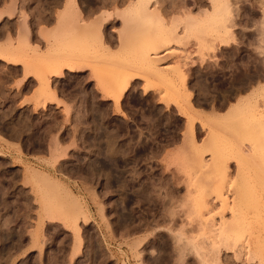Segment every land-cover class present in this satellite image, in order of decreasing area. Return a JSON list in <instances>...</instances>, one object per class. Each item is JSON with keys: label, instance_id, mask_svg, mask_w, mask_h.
<instances>
[{"label": "rangeland", "instance_id": "374dc122", "mask_svg": "<svg viewBox=\"0 0 264 264\" xmlns=\"http://www.w3.org/2000/svg\"><path fill=\"white\" fill-rule=\"evenodd\" d=\"M114 1L77 0L89 19L116 21L106 50L74 57L68 0H0V47L20 60L0 62V264H264V0H230L238 42L214 20L186 30L189 11L212 14L210 0L153 3L167 25L180 21L165 47L154 18L136 27L128 3ZM155 50L161 75L190 56L194 108L178 80L143 70L118 111L104 93L109 74ZM77 56L96 70L70 74ZM54 61L62 76L46 75ZM247 77L252 88L239 90ZM36 173L66 192L38 191Z\"/></svg>", "mask_w": 264, "mask_h": 264}, {"label": "bare ground", "instance_id": "6f19581e", "mask_svg": "<svg viewBox=\"0 0 264 264\" xmlns=\"http://www.w3.org/2000/svg\"><path fill=\"white\" fill-rule=\"evenodd\" d=\"M56 1V0H55ZM94 0H90V2L92 3ZM114 1V0H113ZM156 1V2H155ZM68 2H69V4H70V6H69V8L67 9L68 10V12H67V14H69V26H70V47H71V49H72V53H73V55H74V51H76V50H78V49H87L88 47H91V45H94V46H96L97 48H99V49H102V52H103V50H106L105 49V47L109 44H111V42H112V39H109V37L105 34L107 31H106V29L108 28V25H114V23H115V19H112L113 17H114V15H107V14H104V15H100V17L98 16V18H93L92 20L91 19H89V17H91V15H94V14H91L92 13V11H90L91 13V15L88 17H86V15H84L83 14V11H81V7H80V5L78 4V2H77V0H68ZM96 2V1H95ZM115 2H117V4H118V6H116L115 4H114V7L116 6V7H119V4H125L126 5V3H128V10L129 11H131L132 12V14L133 15H135V17H133V20L132 21H135V22H137V23H135V25H136V27L138 26V25H140V23H141V21H142V19L143 18H154V25H155V28H158V30L160 31L161 30V28L163 29L162 31H164V32H162V39L159 37V39L161 40V43H162V46H161V43H160V40H158V42L159 43H157V45L159 46L160 45V47H165L166 46V44H171V43H174V42H176L177 40L179 41V34H178V26L180 25V21L177 19H174V21H173V23H170L169 24V22H168V25H167V21H166V19L165 18H163V14H162V10H163V6L160 8V7H158L157 9H156V11H150V9H152V7L153 6H151L153 3H154V5H156L155 3H158L159 4V6H161V0H115L114 1V3ZM162 2H164V1H162ZM94 3V2H93ZM174 3L175 4H173L174 5V7H172V9L174 8V10L173 11H175V10H177L179 7H178V4H176L177 3V0H176V2L174 1ZM183 3H186V2H183ZM113 4V3H112ZM164 4V3H163ZM210 4H211V7H212V14H208V13H210V12H206L205 14H202L203 16H201L200 15V17H198V18H193V17H191L190 16V14L192 13L191 11H189L188 12V16H189V18L187 19V22H186V30H188V31H190V30H192L195 26H197L198 25V23L199 24H202L201 26H203L204 25V20L206 21V23L205 24H207V23H209L208 21H212V20H214V22L216 21L217 23H218V25L222 28V29H224V30H232L233 28L235 29L236 27H237V24H236V22H235V20L233 19V10H231V6H230V0H210ZM185 5V4H184ZM15 6L16 5H14L11 9H10V11H8V14H11V16L14 14V12H15ZM150 6H151V8H150ZM157 6V5H156ZM187 5H185V6H183V8H185ZM103 7H105V6H103ZM177 8V9H176ZM162 9V10H161ZM128 12V11H127ZM165 12V11H164ZM163 12V13H164ZM174 13H176V12H174ZM103 14V13H102ZM164 15H166V14H164ZM173 20V19H172ZM166 21V22H165ZM202 22H204V23H202ZM213 22V21H212ZM211 23V22H210ZM230 24V25H228V24ZM227 24V25H226ZM263 24V27H261L263 30H264V23H262ZM156 25H160L159 27H161L160 29H159V27L158 26H156ZM170 25V26H169ZM172 25V26H171ZM240 25V24H239ZM26 29H24V30H26V38H25V40L27 39L28 41L30 40V39H28V35L30 34V32H29V29L27 28V26L25 27ZM192 28V29H191ZM190 29V30H189ZM23 30V31H24ZM229 31L230 33H228V35H229V39H230V41H232V42H238L239 41V38L237 37V34L235 33V32H233V31ZM259 30V29H258ZM233 32V33H232ZM83 33H86V34H83ZM88 33V34H87ZM93 35H96V36H94V38H91V36H93ZM262 36L264 37V34H262ZM258 37H259V35H258ZM27 41V42H28ZM92 43H91V42ZM177 41V42H178ZM156 42V41H155ZM154 42V43H155ZM171 42V43H170ZM163 44L165 45V46H163ZM240 44V43H239ZM27 45V44H26ZM29 45V44H28ZM156 45V44H155ZM8 46V45H7ZM9 46H11V45H9ZM6 47V46H5ZM11 47H13V46H11ZM11 47H7V48H2V47H0V62L1 61H3V62H9V64L11 63V64H18V63H20V60L19 59H17V58H15L13 55H12V52H14L13 50H15V49H12ZM87 47V48H86ZM8 48H10V49H8ZM12 49V50H11ZM89 49V48H88ZM85 51V50H84ZM108 51V50H107ZM107 51H105L106 53H107ZM78 52V51H77ZM83 52V51H82ZM99 52H101L100 50H99ZM156 50H155V52H153L154 54V56L156 57V58H154V56L152 57L151 56V54L150 55H148V56H145L144 58H142V60H141V66H137V65H135V61H133V63L132 62H128V63H126L124 66H121L120 67V69H119V71H117V70H115L114 71V69H116V68H112L110 71H109V73L112 71H114V73H110L109 74V78H111L112 79V82H111V84H110V86H109V88H107L106 90H105V92L104 93H106V98H108V99H110V101H112V102H114L115 104H116V107H117V109H118V111H120L122 108H121V103H122V100H123V97L126 95V93H128L129 91H130V89L133 87V85H135V83L137 82V81H141L142 79H144L145 77V75H144V71H150L152 74H154V75H156V76H160V77H162V75L165 77V79L164 80H166L167 82H170V83H176L175 81L176 80H178L179 82H180V84H181V89H178V91L181 93V96H182V98H185L186 99V101H187V104H188V108L189 109H193L194 108V98H193V92H192V90H191V88H190V78L192 77V72H191V68H190V66L193 64V63H188V58H190V56H188V58L186 57V56H184V58L182 57V56H180V57H182L181 58V60H184L185 59V57H186V59H185V63L182 61V62H179V60H180V58H178L179 60H178V63H177V65L174 67V68H170V69H168V70H164L163 71V73H162V75L160 74L161 73V70H159L158 71V65H159V63H161L162 61H163V59L162 58H164V60H166V57H162L161 58V56H160V54L158 55V53L159 52H157V55H155L156 54ZM106 53H104L105 55H106V57H107V55H108V53L106 54ZM76 54V53H75ZM77 55H79V54H77ZM104 55V56H105ZM74 57H75V55H74ZM78 57V56H77ZM80 57H78V58H70V60H69V62L67 63V64H65L66 65V67H67V71L70 73V74H72V75H80V74H84V73H86L88 70H90V69H92V71L93 70H96L95 68H94V64H91V62L90 61H88V59H86L85 58V56L84 57H81V59H79ZM232 58V57H231ZM231 58H229V59H231ZM234 58V57H233ZM109 59V58H108ZM191 59V58H190ZM138 60V59H137ZM186 61H187V63H186ZM55 62V63H54ZM53 62V65L51 66V64H50V66L47 64V65H45V67H44V70H45V72H46V75L48 74V76L49 77H51V73H53V75H54V77H58V76H62V74H63V71H62V68H61V65H60V63H59V61L58 62H56V61H54ZM192 62H193V60H192ZM139 63V62H138ZM190 64V65H189ZM97 65V64H96ZM51 67V69L49 68V67ZM187 66H189L188 68H190V69H185V67H187ZM63 67V66H62ZM48 69H50V70H48ZM44 70H43V72H44ZM51 70H53L52 72H50ZM121 70V71H120ZM141 70V71H140ZM144 70V71H143ZM43 72H40V73H43ZM94 72H96V71H94ZM143 72V73H142ZM39 73V75H41ZM55 73V74H54ZM159 73V74H158ZM108 74V73H107ZM158 74V75H157ZM46 75H45V73H43V76L45 77V79H46V81H47V85H46V82H44L45 80L43 79L44 77H42V79L41 80H39V81H41L40 83H44L45 85H46V87H44V85H43V89L45 88V90H43L44 91V93L46 94V92H48L47 94L48 95H51V97H54V98H56L57 96H56V93H55V91L54 92H52V90H51V85H48V83L50 82V79L48 78V76L46 77ZM147 76V75H146ZM76 77V76H75ZM196 77V76H195ZM47 78H48V80H47ZM99 78V77H98ZM100 78H102L101 76H100ZM99 78V79H100ZM106 79V78H105ZM176 79V80H175ZM102 81H103V78L101 79ZM150 80V79H149ZM177 81V82H178ZM259 80L257 79V82H258ZM206 82V81H205ZM207 82H209V81H207ZM169 83V84H170ZM242 83V86L241 87H239L238 89L239 90H246V89H250V88H252L251 86H253V85H251V83H252V80H251V78H245L244 79V81L243 82H241ZM255 83V82H254ZM50 84V83H49ZM152 84V83H151ZM174 84H172L173 86H174ZM177 85H178V83H176ZM179 84V85H180ZM203 85V84H202ZM201 85V86H202ZM147 86V85H146ZM154 85H152V87H153ZM150 88H151V86H149ZM149 87H147L146 89H145V91L147 92H149L150 91V89H149ZM176 86H174V88H175ZM200 87V86H199ZM250 87V88H249ZM46 89H47V91H46ZM50 89V90H49ZM148 89V90H147ZM201 89H202V87H201ZM203 89L205 90V91H207V86H204L203 85ZM212 89V88H211ZM214 90H216V89H214ZM43 91H42V93H43ZM46 91V92H45ZM218 91V90H217ZM259 91V90H258ZM258 91H255V92H258ZM147 92V93H148ZM204 92V91H203ZM206 93V94H205ZM205 93H203V94H205V96L206 95H208L207 94V92H205ZM209 93V92H208ZM53 94V95H52ZM211 94V93H210ZM241 94V93H240ZM212 95V94H211ZM211 95H209V96H211ZM227 95V94H226ZM47 96V95H46ZM213 96H217V95H213ZM222 96V95H221ZM224 96V95H223ZM228 96V95H227ZM226 97V96H225ZM217 98V97H216ZM56 101H57V98H56ZM53 102H55L54 100H53ZM47 103V102H46ZM46 103L44 104V105H46ZM85 106V105H84ZM167 106H169V103H167ZM176 108H178V110H180V112L184 115V117H187L190 121H191V118H192V115L191 114H186V113H184L183 111H182V108H183V106H181V105H178ZM248 108L249 107H246V106H244V108H243V110H248ZM245 111V112H246ZM180 116V115H179ZM102 119H104V116H103V118ZM106 119V118H105ZM186 119V118H185ZM188 120V121H189ZM103 121V120H102ZM189 121V122H190ZM191 123H193V121H191L190 122V124ZM28 125V124H27ZM192 125V124H191ZM92 126V125H91ZM98 132V131H97ZM96 132V133H97ZM193 134H194V131H193ZM192 134V135H193ZM195 135V134H194ZM193 135V136H194ZM99 137H101V136H99ZM113 139V138H112ZM114 141V140H113ZM115 142V141H114ZM113 142V143H114ZM112 143V142H111ZM109 145H110V143H109ZM57 146H58V144H57ZM56 146V147H57ZM109 147V146H108ZM111 147V146H110ZM59 148V147H58ZM58 148H56V149H58ZM110 150H111V148H110ZM117 150H119V149H117ZM54 151H56V150H54ZM58 151V150H57ZM114 151L115 150H113V148H112V150H111V153L110 154H112V156L111 157H114L116 154L114 153ZM242 151V154H244V155H249L250 154V148H245V149H242L241 150ZM110 152V151H109ZM118 152V151H117ZM120 152V151H119ZM110 154H109V156H110ZM107 155H108V152H107ZM115 158V157H114ZM132 159V158H131ZM114 160V159H113ZM111 161V160H110ZM117 162V161H116ZM96 163V162H95ZM108 163H110V162H108ZM111 163H113V161L111 162ZM114 163H115V161H114ZM101 165V164H100ZM107 165V164H106ZM115 166V164L113 165V167ZM96 167H97V165H96ZM95 168V167H94ZM103 168H104V166H103ZM118 168V167H117ZM102 169V168H101ZM95 170V169H94ZM97 170V169H96ZM99 170V169H98ZM97 170V171H98ZM105 171V170H104ZM109 171V170H108ZM101 172V171H100ZM100 172H98V173H100ZM95 173H97L96 171H95ZM105 174V173H104ZM110 174H112V173H107V175H110ZM33 175V177H31L30 179L32 180V181H34V182H36V185H37V187H38V191H39V188L41 189L40 191L42 192V190H44V189H46V188H50V190H51V188H52V191L55 189V190H59L58 188H60L61 190H64L65 192H66V188H63V186H60L58 183H56L55 181L53 182V180H51L48 176H45L44 174H42V175H38L37 173L36 174H32ZM36 177H35V176ZM106 175V174H105ZM106 175V176H107ZM114 176V175H113ZM107 178V177H106ZM107 179H109V178H107ZM112 181V180H111ZM116 182V181H115ZM109 184H111V182L109 183ZM44 188V189H43ZM47 189V190H48ZM55 190L53 191V192H55ZM46 192V191H45ZM48 192H49V190H48ZM44 193V192H43ZM141 203V202H140ZM78 204V203H77ZM78 206L80 207V205L78 204ZM125 210V209H124ZM125 219V218H124Z\"/></svg>", "mask_w": 264, "mask_h": 264}]
</instances>
